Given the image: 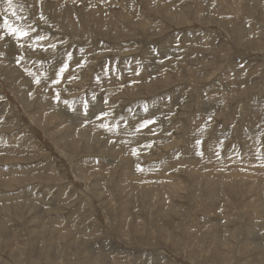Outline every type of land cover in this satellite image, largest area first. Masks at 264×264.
I'll list each match as a JSON object with an SVG mask.
<instances>
[{"label":"rangeland","instance_id":"374dc122","mask_svg":"<svg viewBox=\"0 0 264 264\" xmlns=\"http://www.w3.org/2000/svg\"><path fill=\"white\" fill-rule=\"evenodd\" d=\"M0 264H264V0H0Z\"/></svg>","mask_w":264,"mask_h":264},{"label":"snow or ice","instance_id":"6c2138e0","mask_svg":"<svg viewBox=\"0 0 264 264\" xmlns=\"http://www.w3.org/2000/svg\"><path fill=\"white\" fill-rule=\"evenodd\" d=\"M9 3H11V0H9ZM12 14L15 15L14 12H13ZM5 27H8L7 21H5ZM10 31H11V32H17L18 34H21V33H19V30H18V29H15V28H10ZM38 39H43V37H39ZM63 70H64V69L62 68V69H61V72H62ZM148 123H151V121H145V125L148 124ZM142 126H143V125H142Z\"/></svg>","mask_w":264,"mask_h":264}]
</instances>
